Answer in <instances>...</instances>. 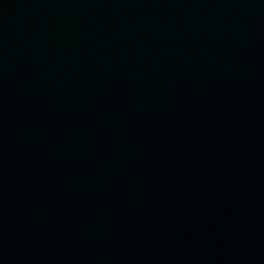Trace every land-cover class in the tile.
I'll return each mask as SVG.
<instances>
[{
  "label": "water",
  "instance_id": "obj_1",
  "mask_svg": "<svg viewBox=\"0 0 264 264\" xmlns=\"http://www.w3.org/2000/svg\"><path fill=\"white\" fill-rule=\"evenodd\" d=\"M0 264H264V0H0Z\"/></svg>",
  "mask_w": 264,
  "mask_h": 264
}]
</instances>
